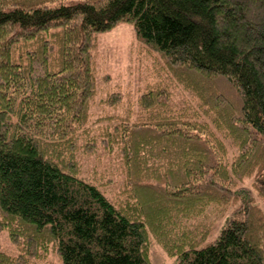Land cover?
<instances>
[{"label": "trees", "instance_id": "obj_1", "mask_svg": "<svg viewBox=\"0 0 264 264\" xmlns=\"http://www.w3.org/2000/svg\"><path fill=\"white\" fill-rule=\"evenodd\" d=\"M122 22L162 58L167 81L140 94L136 121L106 126L98 142L88 129L94 50ZM176 85L197 105L175 103ZM98 143L125 169L113 198L78 158ZM258 197L264 0H0V233L20 248L14 256L0 244V264L50 248L64 264H155L153 241L179 264H264ZM230 206L209 240L208 210Z\"/></svg>", "mask_w": 264, "mask_h": 264}, {"label": "rangeland", "instance_id": "obj_2", "mask_svg": "<svg viewBox=\"0 0 264 264\" xmlns=\"http://www.w3.org/2000/svg\"><path fill=\"white\" fill-rule=\"evenodd\" d=\"M94 52L98 89L91 106L88 129L90 135L97 137L99 142L106 126L117 123L121 118H128L131 122L139 118L140 94L152 85L165 83L168 72L165 65L163 66L162 58L155 52L149 51L138 40L133 24L128 22H122L114 29L100 33ZM115 92L122 93L123 99L117 106H111L107 103V96ZM173 93L174 102L180 106L185 104L196 106L198 103L197 98L190 91L179 85L173 86ZM85 140L83 137L82 142L84 143ZM223 140L232 158L236 147L230 139L223 137ZM78 158L83 176L106 183L103 189L110 198L115 197L123 188L125 169L117 150L110 152L98 143L96 151L80 150ZM251 182V179H246L243 185L250 186ZM257 201L264 210V201L259 197ZM232 210V206L227 209L217 207L208 210L209 220L213 221L215 226L209 240H213L219 234ZM0 244L14 256L20 253V248L11 239L9 231L0 233ZM152 244L150 257L155 264H179L178 259L170 256L159 243L153 241ZM29 264L64 263L55 249L50 248L43 257L34 259Z\"/></svg>", "mask_w": 264, "mask_h": 264}]
</instances>
